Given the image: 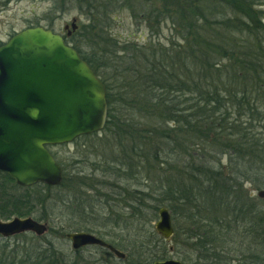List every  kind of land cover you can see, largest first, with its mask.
I'll return each mask as SVG.
<instances>
[{"label":"rangeland","instance_id":"rangeland-1","mask_svg":"<svg viewBox=\"0 0 264 264\" xmlns=\"http://www.w3.org/2000/svg\"><path fill=\"white\" fill-rule=\"evenodd\" d=\"M123 1L0 0V42L8 41L15 33L29 27L43 26L52 29L70 39L72 41L70 45H79L89 58H96L98 71L105 78L107 77L110 85L119 82L118 73L115 71L116 65H122L121 69H128L129 73L134 75L132 71L138 69L141 64L139 61L142 58L140 55L143 45L153 42L154 46L161 48L166 46L167 50L183 49L185 41L181 37L179 28L176 31L173 28V23L168 17L169 8L157 1L156 7L160 11L154 9L151 6L154 0L133 2L129 0L124 5L121 4ZM225 1L229 3L225 4L224 8H220ZM225 1L207 0L205 4L210 9L212 7L216 9L217 18L224 16L244 23L250 22L252 16L257 19L247 6L241 4L237 9L231 4L232 0ZM109 2L113 5L109 6ZM259 4H261L259 8L264 11V0H259ZM171 8L173 12L180 9L179 6H174L173 2ZM92 25L95 28H92ZM244 27L246 29H234L231 32L240 36L239 42H246L242 50L250 52L254 64L258 63V68H264V34L256 28H247L245 25ZM101 29L110 35L109 40L112 41L108 44L115 49L116 63L111 59L112 57L101 55L95 43L99 39L94 35L91 36ZM127 43L128 46H125ZM134 53L136 55L133 59L136 63L126 57V55L133 56ZM238 56L240 55H236V62L239 60ZM97 58H100L99 62ZM239 65L237 63L238 67ZM123 74L124 71L121 76ZM257 77H259L258 91H253V88L248 89V103L240 111V116L231 115V119L236 120L241 129L243 128V132H238L239 129L234 128L233 133H246L245 140L250 145L254 142L264 146V70H259ZM255 93L260 95L256 96ZM251 107L256 108L254 117L250 111ZM121 113L122 117H127L126 108L122 107ZM142 123L144 124L145 120ZM142 126L137 125L132 131L137 134L135 138H143V134L150 136L147 135L146 126L144 125V128ZM112 132L53 148L58 154V161L67 172L64 176L66 186L57 190V202L53 209L45 210L44 206L35 202H32L31 206L21 204L18 208L12 207L11 196L26 195V188L6 181V178L0 174V219L6 222L15 217H33L48 225V230L40 236L33 232L9 237L0 234V264H45L53 259L55 260L53 264H139L153 254L162 255L164 259L161 260L176 259L183 264H204L197 262L192 240H188V235L183 231L186 227H189L186 231H193L194 227H191L184 216L179 214L174 216L170 202L161 201L157 193L160 177L166 175L178 179L182 175V180L189 184L187 173L183 172L180 175L178 173L183 170V162L186 159L180 161L176 153L171 156L170 167H158L155 153L163 148L159 150L163 155L166 147L162 145L163 139H155L150 147L149 144H142L140 140L131 141L129 133L127 138L122 137L121 140H117V135L121 132L119 127ZM232 138L234 143L240 140L237 135ZM130 143L135 144L140 150L139 153H133L134 158L128 157L132 147ZM222 146L221 144L215 146V153H211L207 150L204 152V149L209 147L202 145V152L200 150L197 152L198 155L204 153L207 160L216 167H223L226 175L230 171L229 159L233 152L223 153ZM262 154L260 159L257 158V163L254 162L255 168L259 170L251 169L250 176L257 177L263 182L264 151ZM124 161L132 162L131 168L126 166L127 171L119 166ZM242 182L243 194L259 198L257 193L260 189H264L263 184L252 181ZM40 192L38 189L32 190L34 201L37 202ZM160 207L168 208L172 215L175 233L170 240H166L156 230ZM29 210H32L30 215H26L25 213L29 214ZM20 214L23 216H19ZM240 230L239 233L243 236L245 233ZM70 232H87L102 238L124 252L126 258L121 260L98 245H86L74 249L67 237V233ZM251 241L252 237L246 241L245 247L248 248ZM250 249L249 251L253 253L263 250L259 244L250 246ZM39 257L43 258L41 263ZM262 258L261 263L264 264V255ZM233 259L237 261L235 255Z\"/></svg>","mask_w":264,"mask_h":264},{"label":"trees","instance_id":"trees-1","mask_svg":"<svg viewBox=\"0 0 264 264\" xmlns=\"http://www.w3.org/2000/svg\"><path fill=\"white\" fill-rule=\"evenodd\" d=\"M128 1L124 0L121 4L124 5ZM157 1L169 8L168 17L173 23V28L175 31L179 28L181 37L185 41L183 49L167 50L166 46L161 48L158 45L157 47L153 42L141 46L142 55L140 56L142 58L139 61L141 64L138 69L132 71L134 75L129 73L128 69H121L122 65H116L115 71L118 73L119 82L110 85L107 77L105 78L98 71L96 58H89L79 45H72L106 84L109 106L105 128L97 133L80 136L73 143L102 133L107 134L109 131L113 133L112 130L118 127L121 132L117 135V140H121L122 137L127 138L129 133L131 141L140 140L142 144H149L151 147L155 139H163L162 145L166 146L163 155L159 151L163 148L155 153L158 167H170L171 156L177 153L180 161L186 159L183 162V170L178 173L179 175L183 172L187 173L189 184L182 180V175L180 179L166 175L160 177L157 193L161 201L170 202L174 216L178 214L184 216L191 227H194L193 231H186L189 227L183 231L188 235L187 239L192 240L197 262L262 264L264 201L252 195L243 194L242 181L264 185L261 179L250 176L251 169L259 170L255 168L254 162L257 163V158L260 159L263 155L262 147L264 146L254 142L250 145L245 140L246 133H233L234 128L239 129L238 132H243V128L241 129L236 120L231 119V115H241L240 111L248 103L249 88L258 91L259 77L257 76L259 70L262 71L264 68H258V63L254 64L252 61L254 58L250 52L242 50L246 42H239L240 36L231 31L244 30L245 25L247 28H256L264 34V11L259 8L261 5L259 0H230L233 7L238 9L243 4L252 11V15L257 16L256 20L252 16L250 22L244 23L234 21L233 18H224V16L217 18L216 9L206 6L207 0H156V2L154 0V3H151L154 9L157 8ZM172 2L181 10L173 12ZM227 3L222 2L220 8H224ZM111 5L113 3L109 2V6ZM93 35L100 41L95 43L101 55L112 57L111 59L116 63L115 49L108 44L112 41L109 40L110 35L103 29L91 36ZM65 39L71 44L70 39L67 37ZM254 42L258 43L257 41L251 43ZM3 43L0 42V45ZM125 46H128V43ZM135 55L136 53L133 56L126 55V57L134 62ZM236 55H240L237 62ZM97 59L99 62L100 58ZM237 63L240 64L239 67ZM123 71L124 74L121 76ZM255 95L260 94L255 93ZM122 107L126 108L127 117H122ZM255 109L254 107L250 109L252 117L255 115ZM143 120L146 124L142 123V126ZM137 125L142 128L145 125V129L148 130L147 135L150 136H144L143 129V138H135L137 134L132 131ZM234 135L239 137L238 143L233 142ZM130 144L132 147H130L128 157L134 158L133 153H139L140 150L135 144ZM220 144L223 145L221 148L223 153L233 152L229 159L228 175H225L223 167H216L207 160L204 153L198 155L197 152L202 150V145H205L209 148L204 149V152L207 150L215 153V146ZM65 145L68 144L49 146L57 161L58 154L53 148ZM119 166L127 171V167H132V162L124 161ZM66 173L64 169V176ZM0 174L6 178V181L16 183L10 175L1 171ZM65 184L64 179L59 186L40 183L24 187L26 195H12L11 205L18 208L21 204L31 206L30 204L35 202L44 206L45 210L53 209L57 202V190L64 188ZM34 189L41 191L37 202L31 194ZM31 211L25 214L30 215ZM240 229L245 233L243 236L239 233ZM251 237L250 246L259 244L263 248L261 252H250L249 244L248 248L245 247L244 244ZM234 255L237 261L233 259ZM148 257L139 264H149L164 259L160 254ZM42 259L40 258V263ZM54 262L53 259L45 264Z\"/></svg>","mask_w":264,"mask_h":264},{"label":"water","instance_id":"water-1","mask_svg":"<svg viewBox=\"0 0 264 264\" xmlns=\"http://www.w3.org/2000/svg\"><path fill=\"white\" fill-rule=\"evenodd\" d=\"M107 87L64 36L43 26L15 33L0 46V171L22 187L59 186L63 167L48 146L69 144L104 129ZM264 199V189L257 193ZM156 230L166 240L175 232L171 212L160 207ZM48 230L33 217L0 219L4 237ZM72 247L98 245L123 260L126 254L87 232L67 233ZM150 264H183L166 259Z\"/></svg>","mask_w":264,"mask_h":264}]
</instances>
